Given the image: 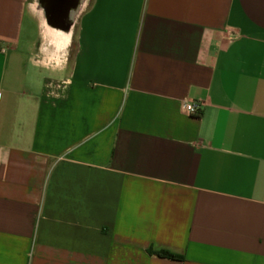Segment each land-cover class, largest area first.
Instances as JSON below:
<instances>
[{
    "label": "crops",
    "instance_id": "1",
    "mask_svg": "<svg viewBox=\"0 0 264 264\" xmlns=\"http://www.w3.org/2000/svg\"><path fill=\"white\" fill-rule=\"evenodd\" d=\"M54 46L0 0V264H264V0H88Z\"/></svg>",
    "mask_w": 264,
    "mask_h": 264
},
{
    "label": "water",
    "instance_id": "2",
    "mask_svg": "<svg viewBox=\"0 0 264 264\" xmlns=\"http://www.w3.org/2000/svg\"><path fill=\"white\" fill-rule=\"evenodd\" d=\"M87 3L88 0H31V9L41 18L52 45L56 39L64 36L68 39L67 48L70 45L71 30Z\"/></svg>",
    "mask_w": 264,
    "mask_h": 264
},
{
    "label": "built area",
    "instance_id": "3",
    "mask_svg": "<svg viewBox=\"0 0 264 264\" xmlns=\"http://www.w3.org/2000/svg\"><path fill=\"white\" fill-rule=\"evenodd\" d=\"M0 52H4V48L0 47ZM179 109L182 115L190 117L195 115L198 109V104L189 101H182L180 102Z\"/></svg>",
    "mask_w": 264,
    "mask_h": 264
},
{
    "label": "rangeland",
    "instance_id": "4",
    "mask_svg": "<svg viewBox=\"0 0 264 264\" xmlns=\"http://www.w3.org/2000/svg\"><path fill=\"white\" fill-rule=\"evenodd\" d=\"M27 30L26 32L29 33L30 36L35 37L36 33H37V26L35 23H31L30 21H28L26 18H24L23 21V32ZM43 61H40V64L43 66H46L48 64H51L50 62L52 61L51 58L49 57H45L43 58Z\"/></svg>",
    "mask_w": 264,
    "mask_h": 264
},
{
    "label": "trees",
    "instance_id": "5",
    "mask_svg": "<svg viewBox=\"0 0 264 264\" xmlns=\"http://www.w3.org/2000/svg\"><path fill=\"white\" fill-rule=\"evenodd\" d=\"M155 254L158 257H162V258H166V259H170V260H177V259H179V257L177 255H174V254H171V253L165 252V251L155 252Z\"/></svg>",
    "mask_w": 264,
    "mask_h": 264
},
{
    "label": "bare ground",
    "instance_id": "6",
    "mask_svg": "<svg viewBox=\"0 0 264 264\" xmlns=\"http://www.w3.org/2000/svg\"><path fill=\"white\" fill-rule=\"evenodd\" d=\"M54 43L64 49L68 44V39L64 36H61L60 39H56Z\"/></svg>",
    "mask_w": 264,
    "mask_h": 264
}]
</instances>
